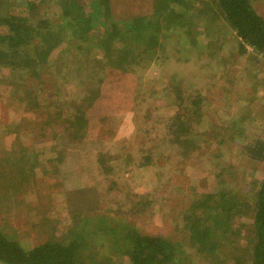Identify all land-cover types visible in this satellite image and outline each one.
Segmentation results:
<instances>
[{"label":"rangeland","instance_id":"374dc122","mask_svg":"<svg viewBox=\"0 0 264 264\" xmlns=\"http://www.w3.org/2000/svg\"><path fill=\"white\" fill-rule=\"evenodd\" d=\"M14 1L1 9L23 11ZM30 1L41 2L33 15L54 18L59 9L53 0ZM186 1V22L183 12L175 18L157 9L152 22L160 27L143 42L140 63L125 53L117 60L99 36L90 40L93 32L69 22L59 27L69 38L52 49L37 99L0 75V229L7 236L28 248L65 240L72 228L91 232L94 217L103 227L115 217L140 234L179 241L192 264H210L192 253L182 217L195 195L224 185L249 196L248 185L263 176L264 163L252 164L246 148L264 139V57L240 47L214 0ZM254 6L264 18V0ZM153 9L151 0H123L113 19L132 23L136 13ZM109 38L113 48L127 39ZM91 65L98 67V87ZM77 107L80 129L66 121ZM102 215L110 221H98ZM248 224L229 257L244 252ZM102 233L90 235L96 239L79 259L123 261L115 251L119 233Z\"/></svg>","mask_w":264,"mask_h":264},{"label":"trees","instance_id":"16d2710c","mask_svg":"<svg viewBox=\"0 0 264 264\" xmlns=\"http://www.w3.org/2000/svg\"><path fill=\"white\" fill-rule=\"evenodd\" d=\"M255 1L257 0H214L215 12L235 32L241 48L248 46L264 57V18L256 10ZM20 2L23 11L16 12L11 9L10 4L4 10L1 9V4L6 6L7 3L15 4L14 0H0V67L2 68L0 75L4 74L10 78L4 81V84H11L18 93L29 94L35 99L42 94V83L49 73L47 66L49 62L52 63L50 59L52 49L69 38L65 34H60L59 27L71 22L73 27L76 26L75 30H80L83 34L93 32L89 36L90 40L93 35L99 36L97 42L105 45L104 50L107 54L115 52L117 60L121 53H125L130 54L133 61L136 59L135 63H140L138 56L142 53L140 49L143 42L151 37L153 29L156 31L160 27L159 22L158 26L152 22V17L158 8L165 9L167 14H173L175 18L180 17L183 12L185 22L189 15L187 10L189 4L186 0H151L155 9L147 15L136 13L132 23L129 19L123 20V23H116L121 20L113 19V12L118 2L121 5L123 0H86L85 2L53 0L59 8L52 14L55 15L54 18L48 15H33L35 5L41 2L35 3L30 0H20ZM113 22L117 26L112 27ZM103 26L105 29L99 31L98 29ZM148 30L150 34L147 33ZM119 33H123L127 39L119 48H113L110 46L109 37ZM63 51L65 49H62L60 55ZM107 60L118 65L109 57ZM97 70L96 65H91L89 74L94 75L90 81L98 87L102 81L97 76ZM76 112L78 114L75 119L67 118L66 121L69 127L78 126L80 129L82 119L79 114L82 115V111L79 107L71 111V113ZM246 149L252 164L264 163V139H255V142ZM222 187L224 188H220L215 193L195 195L191 208L187 209L185 214L182 213L183 228L188 232L187 241L193 249L192 253L206 262L209 261L210 264H264V174L256 184L248 185L251 187L249 196L227 189L224 185ZM101 217L98 221L102 223L110 221L103 215ZM95 219L91 232L83 228H72L65 240L48 239L28 248L0 229V264H170L174 261L192 264L194 262L193 258L183 254L179 241L158 234H140L132 226L121 223L115 217L111 219L110 225L104 227L97 225ZM245 220L249 221L248 230L252 234L247 235L244 240L242 255L229 257L231 253L229 247H232L236 238L243 234V226L247 222ZM98 230L105 235L119 233L115 251L123 261L113 259L112 256L89 262L79 259V252L96 239L92 240L90 235L94 233L100 235ZM178 255L182 259H179Z\"/></svg>","mask_w":264,"mask_h":264}]
</instances>
